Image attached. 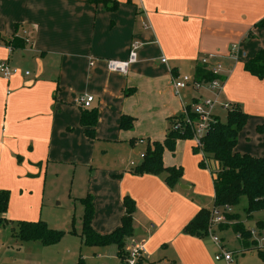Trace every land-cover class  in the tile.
I'll use <instances>...</instances> for the list:
<instances>
[{
	"label": "crops",
	"instance_id": "1",
	"mask_svg": "<svg viewBox=\"0 0 264 264\" xmlns=\"http://www.w3.org/2000/svg\"><path fill=\"white\" fill-rule=\"evenodd\" d=\"M116 1L118 7L108 9L93 0H0V62L20 70L10 79L0 74V189L11 193L6 216L41 220L48 181L68 183L70 177L76 197L93 199L97 233L122 225L128 195L136 202L135 230L125 246L139 229L135 237L145 242L149 264H201L219 246L184 228L202 208L211 209L214 182L202 189V182L183 173L170 187L166 173L136 175L132 169L148 144L165 140L169 118L200 99L193 95L191 102L183 89L177 93L172 78L189 69L195 79L201 58L210 55L223 65L222 99L248 114L249 129L239 133L236 150L264 157V135L255 131L264 124V79L244 68L264 49V0ZM23 30L30 43L7 44L24 39ZM133 43L137 61L128 73L110 71L107 59H126ZM83 94L95 98L96 139L81 124L76 99ZM122 116L134 118L132 128H120ZM245 136L257 149L245 144ZM194 147L193 140H178L175 151L165 150L164 165L186 172L190 165L206 175ZM71 215L50 217L60 222Z\"/></svg>",
	"mask_w": 264,
	"mask_h": 264
},
{
	"label": "trees",
	"instance_id": "2",
	"mask_svg": "<svg viewBox=\"0 0 264 264\" xmlns=\"http://www.w3.org/2000/svg\"><path fill=\"white\" fill-rule=\"evenodd\" d=\"M103 3L108 9L118 7L116 0H93ZM112 3L113 5H108ZM29 43L25 38L14 37L7 40V44L17 47L18 43ZM244 68L250 74L264 79V49L244 64ZM218 77L206 66L197 67L195 80L198 82H209ZM221 77V76H220ZM197 102V99L193 103ZM82 108V107H81ZM81 124L85 127L86 134L96 139L95 127L98 122V110L96 108H82ZM187 114L181 113L169 118L170 126L163 142L155 141L147 145L143 160L132 169L136 175L162 174L166 173V182L170 187L175 186L182 178L184 170L182 167H166L163 155L165 150L175 151L178 140H193L194 133L188 120H194L197 116L192 109V104L186 106ZM248 121V114L242 108L233 104V108L227 113L226 122H222L219 116L215 117L207 134L202 138L203 147H194V152H203L219 163L217 173L213 175L215 189V204L213 208L228 206L230 210L240 203L243 196L247 197L248 205L246 213L264 210V157H255L250 154H242L236 150L238 137L241 130ZM134 118L122 116L120 128L130 129L133 127ZM260 133H264V124L257 127ZM200 162L204 167L205 159ZM10 191L0 189V227L8 224H16L13 227V235L21 241H39L43 245L50 246L59 243L67 234H77L74 224L71 230H55L43 221H17L8 219L10 203ZM85 205L82 218V232L80 234L83 242L89 246L116 245L120 258L125 257V241L127 237L134 235V214L136 202L130 196L124 197L125 213L122 218V225L109 234H99L92 227L94 216V204L92 197L83 199ZM202 208L196 216L185 226L184 232L189 235L204 237L208 235V227L211 219L212 209ZM227 219H234L232 213L227 212ZM259 225H264L260 223ZM236 233L241 235V243L245 249H261L260 255L264 261V247H257V242L252 239L251 231L245 226L236 225Z\"/></svg>",
	"mask_w": 264,
	"mask_h": 264
},
{
	"label": "rangeland",
	"instance_id": "3",
	"mask_svg": "<svg viewBox=\"0 0 264 264\" xmlns=\"http://www.w3.org/2000/svg\"><path fill=\"white\" fill-rule=\"evenodd\" d=\"M186 74L193 78L192 72L189 69H186L183 73V75ZM183 90L188 94V96H190V99L188 100H191L193 95L198 96L201 100L207 97H214V92L211 89L201 88L197 90L192 83ZM219 102H225L222 99V94ZM230 110L231 109L225 110L218 107L214 111V114L219 116L222 122H226L227 113ZM187 112L188 111L186 110L184 113L187 114ZM246 128L249 129V126H245V129ZM255 131L258 135H264L263 133H260L257 128ZM244 141L245 144H250L251 138L249 136H245ZM250 148L257 149L255 144H250ZM241 153L248 154L246 152ZM197 154L201 157V161H204L202 153L200 152ZM206 157L208 158L207 162L201 169L207 171V176L203 173L199 175L197 170L192 166L190 167V165H187V172L186 170L184 171V176L187 173V178L197 180L199 183L202 182V189L210 184L213 186L211 173L216 174L218 171V164L216 160L211 158L209 155H206ZM70 180L71 178L69 177V182ZM69 182L67 183L65 181L62 183H53L48 181L45 191L46 196L43 205L41 206L43 210V217L41 220L45 221L50 228L63 231L71 230L74 224V228L81 232L83 226L81 220L83 218L82 215L84 214V204H82L83 199L76 197L78 196V193L77 191H74L73 193L71 190V183ZM206 182L208 185H205ZM201 192H203V190ZM57 196L59 198H56ZM207 200L208 207L213 208L215 204V197H207ZM58 201H61L62 203L58 204ZM247 205V197L243 196L240 203L235 207H232L230 211L234 219L229 218L225 224H221L217 228L215 227L216 235L224 241V248L233 252V262L228 263L224 260H216L215 253L210 249L209 254H204L201 264H264L259 252L261 249H245L241 243V239L238 237V233H236L234 229L236 225H243L246 229L258 230V224L264 223V210L254 212L251 216H248L246 213ZM66 213H72L71 218L66 221L62 220L60 222H54L50 217V215H56L58 217L64 216ZM45 218L50 220V223H48ZM38 220L39 218L36 221ZM17 221L18 220H15L14 222ZM50 224H54L59 227H53ZM209 231L210 224L208 227V233ZM205 238L210 240L209 242L211 244L215 243L210 234L205 236ZM3 242L6 243L0 249V262L4 261L2 264H124L117 256V251H114V249L117 248L116 245L103 247L89 246L81 241L80 235L78 236L70 233H67L59 243L50 246H42L39 242L26 243L21 241L13 235V226L6 225L0 227V246L1 243L4 244ZM38 245L42 246V248H37ZM262 245L264 246V242ZM218 249V251H220V246ZM113 251L115 253H113Z\"/></svg>",
	"mask_w": 264,
	"mask_h": 264
},
{
	"label": "built area",
	"instance_id": "4",
	"mask_svg": "<svg viewBox=\"0 0 264 264\" xmlns=\"http://www.w3.org/2000/svg\"><path fill=\"white\" fill-rule=\"evenodd\" d=\"M23 37L30 43L32 37L30 33L23 30ZM137 43H133L129 50V55L126 59H107V67L112 72H117L121 74H127L131 65L137 61ZM232 53L238 52L237 45L231 48ZM163 63H166L167 59L163 57L161 59ZM201 64L206 66L213 74L217 75L215 79L209 82H198L188 75L183 77H173L172 84L174 90L179 93L182 89L186 88L189 84H193L195 89L199 90L201 88H208L214 92V97L199 99L197 102L192 104V109L196 114L194 120H188L191 125L192 131L194 133L193 141L194 144L202 149L203 141L202 138L207 134L210 129L212 121L215 120L217 115L214 111L220 107L225 110L233 108V104L229 102H219L221 93L224 88V79L221 78L220 72L222 70V63L214 55L206 56L201 58ZM19 68L14 67L10 64L8 60H3L0 62V74L4 79H10L12 75L19 72ZM26 75H30L29 71H26ZM94 96L90 94L79 95L76 99L78 105L82 108H91L94 102ZM184 108V112L186 111ZM204 156L205 153L201 152ZM144 157V153L141 154ZM228 206L216 207L212 209L211 219H210V231L208 234L211 235L213 241L220 246V251L215 255L216 260H224L228 263L233 262L234 254L230 250H226L224 247V241L216 235L215 227H219L221 224L227 222V212H230ZM264 225L258 224V230H250L252 239L257 242V247H264L262 243L264 242ZM239 239L241 235L238 234ZM125 257L123 261L125 264H149L145 258V242L139 240L138 237H132L129 240V244L125 246Z\"/></svg>",
	"mask_w": 264,
	"mask_h": 264
},
{
	"label": "water",
	"instance_id": "5",
	"mask_svg": "<svg viewBox=\"0 0 264 264\" xmlns=\"http://www.w3.org/2000/svg\"><path fill=\"white\" fill-rule=\"evenodd\" d=\"M139 229H137L136 231H135V236H139Z\"/></svg>",
	"mask_w": 264,
	"mask_h": 264
}]
</instances>
